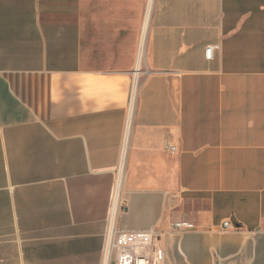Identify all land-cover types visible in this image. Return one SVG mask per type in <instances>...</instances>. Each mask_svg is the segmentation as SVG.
<instances>
[{"label": "crops", "instance_id": "obj_1", "mask_svg": "<svg viewBox=\"0 0 264 264\" xmlns=\"http://www.w3.org/2000/svg\"><path fill=\"white\" fill-rule=\"evenodd\" d=\"M123 163L113 260L264 264V0H0V264H103Z\"/></svg>", "mask_w": 264, "mask_h": 264}, {"label": "built area", "instance_id": "obj_2", "mask_svg": "<svg viewBox=\"0 0 264 264\" xmlns=\"http://www.w3.org/2000/svg\"><path fill=\"white\" fill-rule=\"evenodd\" d=\"M220 49V45H212L209 46L206 49V59L211 61L213 59V53L216 50ZM136 75L134 78V81L131 85V93H130V102H129V110L130 114L132 116V112L134 110V105H135V90H136ZM168 149L172 152H176V148L173 146H169ZM125 164H121L117 171V179L115 182L114 186V191L111 199V205H110V213H109V219H108V225H109V230H108V244H107V249L105 251V256L103 260V264H120L119 261L113 260L111 257V247L112 243L111 240L113 236L116 233V223L118 220V216L120 213H122L125 210V206L123 204L122 200V192H123V185H124V178H125ZM173 227L177 230H191L195 229L196 226L190 222H185V221H180L176 222L173 224ZM229 229H234L238 230L239 228L235 227L231 222L226 221L222 225L221 232L227 231ZM132 264H152V260L149 256L145 254H140L137 256L133 261Z\"/></svg>", "mask_w": 264, "mask_h": 264}]
</instances>
